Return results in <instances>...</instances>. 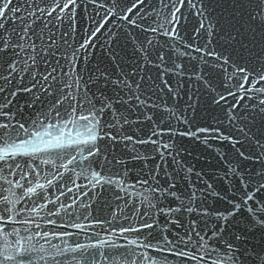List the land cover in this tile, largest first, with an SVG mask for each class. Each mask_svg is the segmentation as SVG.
Returning <instances> with one entry per match:
<instances>
[{"label":"snow or ice","instance_id":"6c2138e0","mask_svg":"<svg viewBox=\"0 0 264 264\" xmlns=\"http://www.w3.org/2000/svg\"><path fill=\"white\" fill-rule=\"evenodd\" d=\"M185 76L197 87L181 111L160 93L179 102ZM201 108L216 125L179 136L211 134L231 156L203 188L176 158L171 123ZM61 168L90 173L129 223L89 213L105 237L52 243L85 227L80 209L43 194L40 180L52 185ZM0 264H264V0H0Z\"/></svg>","mask_w":264,"mask_h":264},{"label":"water","instance_id":"95a60500","mask_svg":"<svg viewBox=\"0 0 264 264\" xmlns=\"http://www.w3.org/2000/svg\"><path fill=\"white\" fill-rule=\"evenodd\" d=\"M182 23H186L188 27H193L196 25V20L189 18L187 21H182ZM183 34V33H182ZM102 42V41H101ZM181 50H183V47L181 46ZM93 51L96 52L97 55L100 53V49L96 48ZM191 51V50H189ZM193 55H196L195 52H192ZM184 62L188 63V58H183ZM156 71L155 69H152V75H155ZM167 78V77H166ZM179 79V77L173 76L171 79V83L173 86L176 84V80ZM184 84V88L181 92L182 99L177 102L172 99H169L167 95H165V92H161L160 95L163 97L164 100H167V103L169 106H176L178 103V107L181 111L184 110L185 105L183 103L184 100H187L188 96H193V93L196 91V82L193 79L191 83L188 82L187 76L183 78L181 81ZM159 83V81L157 82ZM230 99V98H229ZM193 100H195V96H193ZM225 107H227L225 105ZM186 115L189 119H192L193 113L191 109L187 110ZM212 115H221L219 113V110L216 112H213ZM173 124V127L178 129L177 135L173 137V140L179 147V154L177 155V160L180 161L181 164L184 165V167L191 166L193 168V173L191 175V180L194 185H198L200 188L205 187L204 181H207L208 183H213L215 181L220 180V178L224 177V173L229 166V160L231 158L230 156V146L227 143L221 142L220 140L213 139L211 134L208 135V140L205 142L204 136L206 134H198L199 138L196 137H180L179 131H187L188 129H191L192 131H195L196 127H205L209 124L216 125V122L212 120V117L207 114L202 108L199 110V115L192 121L191 124H180L177 123L174 119L171 121ZM139 127L145 128V125H140ZM223 127L225 130L227 129V122L225 121ZM147 129L145 128V131ZM131 134V133H130ZM137 135L141 138H146L143 136V133L137 132ZM153 139H160L159 137H153ZM163 140L167 142L168 140V134L165 133L163 136ZM138 150L144 151L143 148H140L138 146ZM75 155V153H73ZM87 156V153L84 154ZM89 160L93 158H88ZM77 160H79V156H77ZM168 165H169V171H171L174 168H177V165L172 164V157H167ZM88 161L86 160L85 163ZM157 162H159L157 157ZM38 163V161H37ZM60 162L56 161V164L58 165ZM141 165L137 164L136 167L139 168ZM76 168V172H79V168L75 165H69L68 168ZM60 172L63 173V178L60 176H57L56 179L53 181L52 185H47L46 181L41 179L40 183H44L46 185L45 189L43 190V194L48 196L50 201H56L59 199V201L64 202L65 204L72 205V210L80 209V212L83 213V215H80L79 219L75 218L76 213L74 212L73 222L77 224L84 225V229H76L71 226H68L66 228L58 229V231H67L72 233L70 237H61L59 239H53L52 243L61 244V247H63L62 241H67L69 244H73L74 242L79 243H88V237L94 236L96 233H99L100 236L103 238L107 235L106 232L101 230L100 226H96L89 223V220L84 219V215H88L89 213L91 216H95L104 220H109L112 222L113 225L118 226L119 224L127 225L129 221L124 220L121 216L120 209L124 207L122 201H116L115 198L111 195V192H107L105 189L100 188L97 186L95 189L92 188L91 184L89 183V180L91 179V175L89 173V178L85 179L83 177L77 178L76 174L68 171L66 169H59ZM94 171H101L99 164L93 166ZM111 171H115V169H112ZM47 172H54V168L52 165H41V176L45 175ZM201 173V180H197L196 173ZM102 174H110L109 168L106 166L103 170ZM71 177L72 180L75 181L76 185L80 186V190L77 191V188L68 181V178ZM11 178V177H10ZM18 178V177H17ZM49 179H52L51 176L48 177ZM136 178V171H132L129 175V178L127 180L128 184H132L135 182ZM30 179H33V182H35V176L30 177ZM183 183V182H182ZM66 184V187L63 189L65 191V196L60 195V187L61 185ZM67 188H71L72 191L69 193L67 192ZM137 188H139V185H137ZM39 191V190H38ZM129 191H132L129 189ZM82 193H87L82 194ZM96 193H101L102 195L100 197H96ZM7 194V193H5ZM123 195V193H121ZM75 200L76 203L72 204V201ZM41 203H44L43 201H40ZM120 204V208H117L116 205ZM209 203H211V200H209ZM84 205H91L90 208L87 209V211H84ZM110 205V208H109ZM47 207H52V204L49 203ZM57 208H59V204L56 205ZM115 211L116 216L113 218L111 215V212ZM125 211H127L125 209ZM63 213L61 212V215ZM45 215L44 212H41V216ZM54 219H57V223H63L58 217H53ZM38 222H40L43 225V221L38 219ZM138 227V225H136ZM52 226H45L44 230H47L48 228H51ZM105 228L108 227L107 224L104 225ZM130 238H135L134 234L130 236ZM122 242V241H118Z\"/></svg>","mask_w":264,"mask_h":264}]
</instances>
